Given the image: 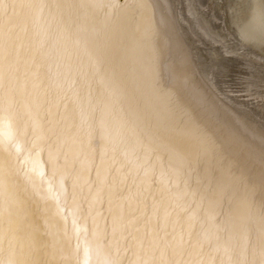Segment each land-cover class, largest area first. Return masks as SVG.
<instances>
[{
	"label": "bare ground",
	"instance_id": "6f19581e",
	"mask_svg": "<svg viewBox=\"0 0 264 264\" xmlns=\"http://www.w3.org/2000/svg\"><path fill=\"white\" fill-rule=\"evenodd\" d=\"M116 254L264 264V0H0V264Z\"/></svg>",
	"mask_w": 264,
	"mask_h": 264
},
{
	"label": "clouds",
	"instance_id": "9594fccd",
	"mask_svg": "<svg viewBox=\"0 0 264 264\" xmlns=\"http://www.w3.org/2000/svg\"><path fill=\"white\" fill-rule=\"evenodd\" d=\"M103 231L106 232V229H104ZM100 246L101 247L105 246L102 240L100 241ZM106 264H122V257L119 254L110 255L109 257L106 258Z\"/></svg>",
	"mask_w": 264,
	"mask_h": 264
},
{
	"label": "rangeland",
	"instance_id": "374dc122",
	"mask_svg": "<svg viewBox=\"0 0 264 264\" xmlns=\"http://www.w3.org/2000/svg\"><path fill=\"white\" fill-rule=\"evenodd\" d=\"M235 69H236V67H234V65H232L231 67H230V70L227 72V75L225 76V78L228 80V81H230V82H232V78H233V76H234V73H235ZM233 83V82H232Z\"/></svg>",
	"mask_w": 264,
	"mask_h": 264
}]
</instances>
